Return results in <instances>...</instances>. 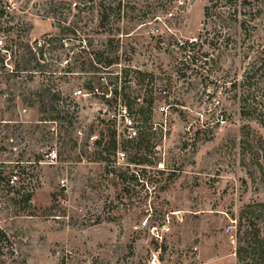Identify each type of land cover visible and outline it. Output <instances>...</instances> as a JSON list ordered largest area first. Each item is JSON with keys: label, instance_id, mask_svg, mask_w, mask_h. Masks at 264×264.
I'll list each match as a JSON object with an SVG mask.
<instances>
[{"label": "rangeland", "instance_id": "rangeland-1", "mask_svg": "<svg viewBox=\"0 0 264 264\" xmlns=\"http://www.w3.org/2000/svg\"><path fill=\"white\" fill-rule=\"evenodd\" d=\"M8 1L2 46L11 26L25 40L60 37V21L77 11L62 18L52 1L81 3L80 32L47 50V62L60 70L91 41L89 50H102L115 36L120 60L111 70L149 75L126 91L151 121L142 126L133 111L126 119L114 86L92 92L86 74H39L16 86L0 78V170L18 162L28 174L14 189L0 184V230L11 243L0 264H152L154 255L157 264H238L242 210L264 203V170L255 165L260 140L264 166V126L243 115L238 98L248 71L252 95L264 96V0H182L178 8L177 0H122L125 17L115 10L107 27L87 0ZM195 37L202 49L186 62L172 43ZM164 224L161 241L152 227L161 233Z\"/></svg>", "mask_w": 264, "mask_h": 264}, {"label": "trees", "instance_id": "trees-1", "mask_svg": "<svg viewBox=\"0 0 264 264\" xmlns=\"http://www.w3.org/2000/svg\"><path fill=\"white\" fill-rule=\"evenodd\" d=\"M8 2V0H0V27L1 24L3 25V22L1 23L2 19L13 11ZM52 2L56 5V8L51 9L52 13L60 14V17L63 18L64 10L68 8L70 12L73 10L77 11V13L74 14L76 19L69 24L67 23V17H64L60 21V37L53 34H45L43 37L32 41L25 40L20 33L13 32L16 28L15 26H11L9 29V32H11L9 33L8 42H6L4 46H2L3 42L0 43V46H2L0 47V66L5 70L7 68L6 64H9L10 68H8L5 73H1L0 78H2V80L6 78L8 83L11 81L12 84L16 86L18 84L23 85L24 83L34 82L35 76L39 74L47 79L56 76L58 71L64 73L62 78L86 74V76H88L85 85L87 89L95 92L98 86H100V88L105 87L106 89L110 86H114L115 101H118V97L121 96L129 115H131L133 111L142 126L150 124L151 116H149L143 107L134 108L135 99L126 91L132 83L135 85L145 84L146 78L149 77V75L129 67L122 70L121 76L117 74V72L115 74V71L111 70L114 65L119 64L120 60L119 55L113 56L116 50L114 46L116 44L115 36L107 39V45L102 50H89V47L93 45L91 41L88 46L83 47L84 50L73 53L74 63H67V66L60 70L59 66L52 64V62H47L48 59L45 57L47 50L53 52L57 48L64 47V43L69 38L66 36L67 34L72 33L77 35V33L80 32L79 23L82 20V12L84 11V9L81 8V3L75 2L76 7L72 8V2ZM87 2L90 4L87 9L94 10L96 7L99 8L101 27H107L110 24V19L115 10L117 11V18L119 19L126 15L122 0L119 2L116 0H87ZM245 3L249 2L245 1ZM210 10V6L205 7V17H209L211 14ZM31 29L32 26L26 29V35ZM3 51L6 54L2 53ZM84 53H86V56ZM67 56H69V54H67ZM203 56L207 58L206 53H204ZM189 58L192 57L189 56ZM131 73H135L136 82H133L131 77L129 78ZM255 77L256 74L254 75L253 72H246L243 82L248 87L247 90L241 92L238 98L242 102L243 115L247 118H255L264 126V96H253L251 92V86L253 85ZM43 92H48L54 96V103L60 100V91L52 94L50 89L44 88L41 93ZM49 120L57 122L58 119L57 117H52ZM73 126L74 122L71 120L68 127ZM259 145H261L260 140L256 142L255 146V165H258L260 169L264 170L263 164L259 162L261 157ZM24 176H28V174L21 169L20 164L17 162L15 166L10 168L5 166V169L0 170V184L4 182L9 189H14L17 187V181L21 182ZM31 197V194H27L25 200L29 201ZM239 231H241L242 234H240L241 237L239 238L238 247L236 249L238 264H264V203L249 204L242 210ZM9 245H11V243L9 242L7 234L0 230V249L8 247Z\"/></svg>", "mask_w": 264, "mask_h": 264}, {"label": "built area", "instance_id": "built-area-1", "mask_svg": "<svg viewBox=\"0 0 264 264\" xmlns=\"http://www.w3.org/2000/svg\"><path fill=\"white\" fill-rule=\"evenodd\" d=\"M176 4H177V8H178V7H181L184 4V2L182 0H177ZM75 7H76V3H73L72 8H75ZM168 16L173 17V13H169ZM166 26L168 29H170V27L168 25H166ZM201 44H202L201 40H199L198 37L189 38L188 40L177 39L176 42L172 43L173 50H175L176 52H179L180 58L185 60L186 62L188 60L194 59V57H193L194 54L196 52H199L202 49ZM189 56H191L192 58H189ZM160 93H161V95L167 96L170 94V91L169 90H161ZM123 111L125 113L126 119H128L127 118L128 113H127L126 107L123 109ZM128 123H129L130 129L133 130V126H131L133 124V122L131 120H129ZM45 157L50 162H54L58 158V153L53 150V151L48 152ZM152 231H153L156 239H160L162 241L164 234L168 233L170 231V228L168 225L164 224L163 227L161 228V233L159 232V229L156 226L152 227ZM158 260H159L158 255H154L151 259V262H152V264H157Z\"/></svg>", "mask_w": 264, "mask_h": 264}]
</instances>
